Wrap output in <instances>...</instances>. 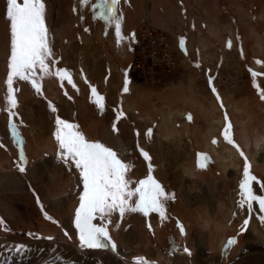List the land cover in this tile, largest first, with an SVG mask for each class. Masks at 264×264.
<instances>
[{
  "label": "rangeland",
  "instance_id": "obj_1",
  "mask_svg": "<svg viewBox=\"0 0 264 264\" xmlns=\"http://www.w3.org/2000/svg\"><path fill=\"white\" fill-rule=\"evenodd\" d=\"M158 1L134 0L137 5L128 14L127 0L116 5L123 35H132L136 26L163 32L173 56L163 58L161 50L151 73L134 71L136 86H132L129 68L136 56L130 52L131 38L125 48V39L118 44L117 38L101 40L94 35L86 40L94 46L88 50L85 38L74 36V30L87 22L85 11L73 26L76 15L69 3L48 0L50 74L44 75L37 66L35 76L27 81L14 77L17 103L11 107L6 99L10 21L7 0H0V264H136L138 259L146 264H257V257L264 264V212L255 202L251 211L239 204L245 157L257 178L254 193L264 194V156L257 161L262 150L255 144L258 136H264L260 95L264 92V0H189L192 52L186 56L193 63L176 50L173 31L150 18ZM254 3L258 11L252 22L248 9ZM141 5L145 10L150 7V12L146 10L140 19ZM102 18L115 28L112 17ZM109 62L118 73L112 75L114 82L122 76L115 93L105 75ZM57 69L68 70L73 83L61 80ZM251 72L258 75L254 78ZM126 79L130 84L124 92ZM32 80L41 85L39 92ZM144 86L151 91H142ZM92 87L104 98L102 109L95 103ZM173 115L185 117L176 123L180 142L168 134L175 126H165ZM225 115L239 150L222 135ZM57 118L77 125L74 130L87 141L113 149L130 165L125 175L130 189L151 175L171 197L164 201V216L126 211L121 217L113 211L104 220L93 221L106 228V246H82L75 215L83 183L80 170L60 158L54 135ZM247 141L252 143L249 148ZM141 150L150 157L151 172ZM198 154H205L207 160ZM11 178L21 181V187H15ZM137 200L134 196L129 204L134 206Z\"/></svg>",
  "mask_w": 264,
  "mask_h": 264
},
{
  "label": "snow or ice",
  "instance_id": "obj_2",
  "mask_svg": "<svg viewBox=\"0 0 264 264\" xmlns=\"http://www.w3.org/2000/svg\"><path fill=\"white\" fill-rule=\"evenodd\" d=\"M86 3L87 0H81ZM119 0H100L99 4L94 8H102L103 5H110L108 8V16L112 17L115 23L117 42H121L124 37L121 33V18L116 15V5ZM46 7L43 0H7L6 18L10 21L11 33V56L9 61V74L6 79L7 96L6 99L11 107L16 106V100L13 95V78L17 77L21 80H29L35 76L34 69L38 66L44 75H49V68L46 60L52 55V50L48 41V30L45 23ZM100 16L104 17L105 13L100 12ZM133 39L134 34H133ZM183 45V39L181 40ZM231 42L229 41V47ZM259 64L260 62L257 61ZM198 66V65H197ZM56 75L61 79H68L69 83H73L68 70L57 69ZM255 78L258 74L251 72ZM43 77H41L42 79ZM128 81L125 80L124 92L128 91ZM32 86L37 92L41 90V85L32 80ZM73 87L75 85L73 84ZM254 87H258L254 81ZM215 92V89H212ZM96 96L95 103L102 109L103 97L99 96L96 89H91ZM264 99V92L260 93ZM217 99L219 95L217 94ZM221 106H223L221 104ZM52 111H56L53 107ZM123 115L119 113L117 120ZM191 119V117H188ZM226 125L222 132L227 143L233 144L239 150V146L231 138V123L225 115ZM78 126L68 123L60 118L56 119V132L54 133L58 141L60 158L65 163L71 162L75 168L80 170L83 183V194L80 196V204L75 215V227L79 232V239L82 246L88 248H103L104 239L108 237L105 227H98L93 223L99 218L104 220L106 216L111 215L113 211L119 212L122 217L126 211H139L144 215L150 212H158L164 216V201L171 198L165 193L163 187L149 175L147 179L140 180L138 187L134 190L130 189V182L125 178L126 173L130 170V165L123 163L117 156V153L99 142H89L82 133L77 130ZM115 131V124L113 125ZM147 135L151 136V130ZM212 143H217L213 140ZM141 154L145 160L149 161V172L152 171L150 157L148 153L141 150ZM241 156H244L241 151ZM204 159L207 160L205 154ZM203 167V165H199ZM22 172L23 168L20 169ZM257 178L250 172V164L245 157V166L243 169V177L239 185L241 199L239 204L241 207L247 205L249 211L253 207V202L257 203L259 210L264 212V194H255L253 191V182ZM264 188V185L261 186ZM138 196V200L134 206L129 204L132 197ZM51 219V217H46ZM264 218V217H262ZM248 221L245 220V225ZM3 221L0 220V225ZM234 243V241H229ZM114 248L115 245L113 244ZM187 251V250H186ZM136 264H146L143 259H138Z\"/></svg>",
  "mask_w": 264,
  "mask_h": 264
},
{
  "label": "crops",
  "instance_id": "obj_3",
  "mask_svg": "<svg viewBox=\"0 0 264 264\" xmlns=\"http://www.w3.org/2000/svg\"><path fill=\"white\" fill-rule=\"evenodd\" d=\"M43 1H44L43 3L45 4V7H46L45 14L47 15V17H45V22L47 25L49 22L47 9L50 8V6L48 3V0H43ZM127 1H128V4H126V2H125V10L124 11H125V13L128 14L135 9L137 2H134V0H127ZM161 1L162 0L158 1V3H157V5H158L157 12L155 14H152L153 17L150 14H149V16L151 19H154V21H156L157 25L158 24L163 25L162 27L170 28L173 31L176 50L181 55H183V57H186V60L188 61V63H190L192 61V59L188 58V56H186V55L188 53L190 54V52H192L191 47H190V45L192 44V37L189 35L190 30H191L190 25H189V20H190V15H191L190 13L193 9L192 2L189 0H165L164 2L161 3ZM65 2L67 4L69 3L70 9H71L70 11H72V13L74 15H76V19H74L73 26H76L79 23V21L84 18L83 16H85V14H86L84 21L87 20V22L81 26V29L74 30V36L78 40L81 38H85V42H84V44L86 43L85 48L88 47L87 48L88 50L91 49V46H93V45L88 46V42L86 40H87V38H89V40H92V37L94 35L99 36L101 40L102 39H114V38H116V30H115V28H112L113 25L111 26V24H109L108 21H106V24H104V22L102 20L103 18L100 16L101 11H103L105 13V16H108L107 12H108V8L110 7V5H103L102 8H94L93 6L96 4H99L100 0H90L89 3H88V0L86 3H82L81 0H79V1L78 0H65ZM135 3H136V5H135ZM141 8L142 9H140V14H139L140 19L142 18V16L144 14L148 13V12H146L147 9L145 10L142 5H141ZM82 10L85 11V14L82 13ZM248 10L250 13V19L253 22V18H252L253 14H252L250 9H248ZM147 11L150 12V7H148ZM163 11H164V14L162 15ZM46 18H47V21H46ZM236 20L238 21L239 19L236 18ZM157 21H159V22H157ZM234 22H235V20H234ZM137 28L138 27L136 26L135 29H132V35L130 33V36H129V34L126 36L122 34V36L124 37V39L126 41L124 44L125 48H127V46H128V43H129L128 39L131 38L130 39V41H131L133 39L132 38L133 34L135 37ZM47 30H48V28H47ZM49 34L50 33L48 30V40H49ZM7 36H8V44H9L8 46H10L11 45V41H10L11 40V33H10V31H7ZM66 38H67V36L64 35L62 37L63 41ZM182 39H183V45L181 44ZM87 49H86V51H87ZM191 63H193V62H191ZM115 68H116V66L111 65L110 62L106 64V68H105L106 69L105 75H108L107 84H108V86H110L108 88H110V91L111 92L113 91V93H115V91L117 92L116 88H118V86L122 80V76L118 75L119 77H117V82L116 81L114 82L115 85L110 82L113 73L118 74ZM103 76H104V73H103ZM182 79L185 80V78H182ZM127 81H129V80H127ZM182 82H184V81L182 80ZM111 84L113 85V87H111ZM129 84H130V81H129L128 85ZM130 85L136 86L135 80L132 79V82ZM141 89H142V91H145V92L151 91V88L149 86H144ZM128 95L129 94L126 95L125 102L129 98ZM184 111H186V110H184ZM175 129L178 130L176 125H175Z\"/></svg>",
  "mask_w": 264,
  "mask_h": 264
},
{
  "label": "built area",
  "instance_id": "obj_4",
  "mask_svg": "<svg viewBox=\"0 0 264 264\" xmlns=\"http://www.w3.org/2000/svg\"><path fill=\"white\" fill-rule=\"evenodd\" d=\"M136 40L140 48L135 52L136 57L131 64L133 71L140 69L144 74L151 73L152 66L155 61L157 62L161 50L163 51V58L169 60L173 57L169 50L168 37L163 32H157L149 28L137 29Z\"/></svg>",
  "mask_w": 264,
  "mask_h": 264
},
{
  "label": "bare ground",
  "instance_id": "obj_5",
  "mask_svg": "<svg viewBox=\"0 0 264 264\" xmlns=\"http://www.w3.org/2000/svg\"><path fill=\"white\" fill-rule=\"evenodd\" d=\"M111 83H113L114 84V78H112V80L110 81ZM112 85V84H111ZM131 99H130V97L126 100V103H127V105H129L130 103H132L131 101H130ZM127 108H129V107H127ZM184 119L185 117L184 116H182V115H173L167 122H166V125L165 126H171L172 127V125L173 126H175L176 125V123H178L179 121H180V119ZM172 123V125H170ZM170 127V128H171ZM171 131L168 133V134H170V135H173L174 136V138L176 139V140H178L179 142H180V134H179V132H177L176 131V129H174L173 127L170 129ZM207 131H208V133H211V135L213 134V132H210V130L209 129H207ZM263 139H264V136H263ZM261 137H257L256 139H255V144L257 145V146H261V152H259V154H258V158H257V161H260L261 160V157L262 156H264V141H262L263 140ZM246 144H247V146H248V148L250 147V144H252V143H248V141L246 142ZM232 154V152H230L229 154H228V157H229V155H231ZM11 182H12V184L15 186V187H21V181H19L18 179H16V178H11ZM10 182V183H11ZM64 197H67V195H65V196H63L62 198L64 199ZM59 201V200H58ZM256 230L259 232V228H256ZM252 233L250 232L249 233V235H251ZM201 259V261L203 260H205V259H203V257L201 256L200 257ZM256 261L258 262L257 264H259L260 263V259L257 257L256 258Z\"/></svg>",
  "mask_w": 264,
  "mask_h": 264
},
{
  "label": "trees",
  "instance_id": "obj_6",
  "mask_svg": "<svg viewBox=\"0 0 264 264\" xmlns=\"http://www.w3.org/2000/svg\"><path fill=\"white\" fill-rule=\"evenodd\" d=\"M241 1H243V0H235L234 3L241 2ZM249 9L251 10V12L253 14V21L255 22L257 20L258 5L256 3H254V4L251 5V7ZM132 40H131L130 52L134 54L140 48V45L137 43L136 34H135V38L132 39ZM131 64H132V62H131ZM131 64H130V68H129L130 69L129 70V77H131L132 79H136V75H135V72L132 70Z\"/></svg>",
  "mask_w": 264,
  "mask_h": 264
}]
</instances>
